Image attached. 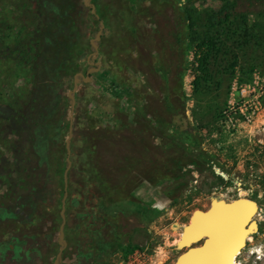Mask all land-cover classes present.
Listing matches in <instances>:
<instances>
[{"label":"rangeland","instance_id":"1","mask_svg":"<svg viewBox=\"0 0 264 264\" xmlns=\"http://www.w3.org/2000/svg\"><path fill=\"white\" fill-rule=\"evenodd\" d=\"M41 2L45 23L50 26L52 15L47 9L50 1ZM136 2L134 6V2L129 0H67L69 8L66 16L72 17L74 24L77 21L74 14L84 17L83 22L88 24L87 14L95 13L93 15L99 20V25L94 30H87L90 42L86 52L88 67L74 72L72 77L58 78L60 90L69 98L67 110L72 111V116L67 118L75 120L71 124V134L68 128L66 135V157L73 155V162L69 158L70 163L64 169L66 189L59 208L61 218L54 221L48 219V222L44 219L43 225L34 234L30 216L23 208L16 207L14 221L19 225H28L21 226V237L27 233L28 240L38 243L39 249L32 256H26L24 249L14 256L6 254L0 264H53L58 252L57 264H95L92 255L96 248L99 257L96 258L97 262L103 260L105 264H169L186 246L178 245V239L192 210L206 208L210 197L232 200L242 195L257 202L254 218L260 230L249 237L248 244L240 253L237 252L235 264H264V117L254 123H247L235 116L229 120L218 114L234 98L235 88L240 85L264 89V0ZM19 4L20 0H0V194L7 189L4 176L12 161V138L8 136L9 125L5 119L13 113V108L8 105L21 100L31 90L27 69L19 66L8 54V50L15 47L20 29L33 30L30 23L25 21L26 7L22 5L21 8ZM227 6L230 8L228 18L212 25L208 23L209 14ZM220 14L219 19L223 15ZM186 17L191 22L190 37L183 35L177 46L175 37L180 27L186 26ZM65 32L69 34L66 29H55L56 39ZM97 32L98 38L91 43ZM200 41L212 42L207 57L210 75L207 81L200 82L194 89L191 84L194 78L193 49ZM185 46L190 49L180 56L178 52ZM162 47L166 49L164 68L160 64ZM153 65L157 69L156 73L145 74V69ZM184 66L186 70L180 77ZM100 70L108 72V78L119 83L120 95L114 98L118 108L128 115L129 120L132 118L137 126L145 123L151 126L148 134L159 145V150L173 149L175 142L183 144L185 140L181 134L168 128L166 123H158L153 127L154 120L149 119L148 114L142 116L139 113V117L136 116L131 110V101L135 100L140 105L145 97L160 98V85L166 76L168 89H171L172 106L178 103L183 109L181 129L190 130L189 137L195 144L185 142V146L189 145L186 154L188 164H185L183 174L176 179H168L161 185L144 180L126 184L128 174L124 175L119 169L107 166H116L114 161L111 162L112 149L108 143L105 141L103 145L99 138L94 139L101 147L94 148V164H104L111 179L114 177L127 185L123 191L128 193V199L131 197L136 199L135 203H139L135 211H142L141 206L161 211L150 220V213H144L143 218L135 214L130 209L133 208L131 203H134L127 199L122 200L125 204L119 211L121 215L126 214V218L118 216L115 221L98 204L99 197L105 192L99 189L92 176L94 174L88 169L85 150L80 144L88 120H82L79 115L83 101L78 97L85 88L82 79L95 83L93 86L107 93L112 92L111 88L105 87L106 80L103 82L99 74H92ZM94 77L103 86L98 85ZM75 83L76 89L72 91L70 99L69 91ZM126 85L132 86L131 93L124 90ZM181 91L185 93L184 96L180 94ZM192 96L194 99H191ZM148 107L159 114L157 109H162L163 105L152 99ZM174 107L165 113L166 119L171 120L170 114L174 113ZM170 189L180 193L171 205L163 206L164 201H171V195L163 193ZM118 230L121 234L117 236ZM30 234H33L32 239ZM73 237L78 239L74 240ZM84 240L93 244H82ZM72 241L77 243L72 244ZM115 241L118 243L112 250L110 243ZM29 245L24 244L23 247Z\"/></svg>","mask_w":264,"mask_h":264},{"label":"trees","instance_id":"2","mask_svg":"<svg viewBox=\"0 0 264 264\" xmlns=\"http://www.w3.org/2000/svg\"><path fill=\"white\" fill-rule=\"evenodd\" d=\"M49 1L50 4L47 5V9L48 13L52 15L50 26L45 23V11L42 8L41 0H20V7L22 8V5L26 7L25 21L30 23L33 30L20 29V36L16 39L15 47L8 50V54L12 55L19 66L27 69L31 90L21 100L14 101L13 104L11 102L8 105L12 106L13 113L5 119L9 125L8 136L12 138L10 140L12 142L10 145L12 161L4 176L7 189L0 194V231L3 235L0 238V260L6 254L14 256L23 249L26 256H32L39 249L38 243L34 240H28L27 233L25 237H21L23 234L21 226L27 227L28 225H19L14 221L16 207L23 208L28 213L30 225L35 228L32 231L34 234L43 225L44 219L48 222L61 218L59 208L66 189L64 169L68 164L66 135L69 125L75 120L70 121L67 118L70 117V112L67 110L69 98L60 90L58 78L72 77L74 72L88 67L86 52L90 47V42H88L87 30L88 28L94 30L99 25V20L93 15L95 13L87 14L86 18L89 17L88 24L83 22L85 21L84 17L74 14L77 20L74 24L72 17L66 16L69 8L67 0ZM129 2H134V6L137 3L136 0H129ZM228 9H230L228 6L218 9L217 12L223 14L221 19L218 18L217 12L212 15L209 14L210 16H207L208 23L212 25L216 21L219 22L228 18L230 16ZM186 21V26L180 27L176 34L177 46L180 45L183 35L187 38L190 37L191 22H189V17H186ZM55 29L58 31L66 29L69 34L67 35L65 32L56 39ZM91 33L93 32L91 31ZM211 43V41H200L196 43L193 49L192 73L194 78L191 84L194 89L200 82L207 81L209 78L207 57ZM188 49L190 48L185 46L178 53L183 56ZM165 53L166 49L162 47L160 62L162 68H164ZM155 65L146 68L145 74L153 75L156 73ZM185 70L186 66L179 73L180 77L183 76ZM92 74H99L103 82L106 80L107 85L105 87L111 88L112 92L107 93L100 87L93 86L95 83L91 84L82 79L81 82L85 88L78 97L79 100L83 101L80 104L82 109L80 108L79 115L82 120L87 118L88 121L84 136L80 138V144L85 150L88 160L87 167L94 174L91 175L95 177L99 189L105 192L99 197L98 204L108 214H111L113 221H115L117 219L115 217L118 216L123 219L126 218V214L121 215L119 212L122 205L125 204L123 199L134 203H131L133 208H130L134 211L139 203H135L136 199L131 197V200L128 199V193L123 191L127 185L115 180L114 177L111 179L104 164H94L92 160L94 148L96 146L98 149L101 148L98 141L95 143L94 139L99 138L98 140L103 145L105 141L108 143L109 148L112 149L111 162L114 161L116 166L111 164H107V166L119 169L124 175L128 174V179L125 178L126 184L144 180L161 185L168 179H176L183 174L185 164H188L186 154L189 145L195 144L189 137L190 130L181 129L183 127V109L178 103L175 107L172 106L170 102L171 89H168L166 76L163 77L164 83L160 85L162 87L160 98L144 96L145 98L140 105L138 104L139 106L135 100L131 101L133 102L131 110L136 116L139 117V113L142 116L148 114L150 116L148 118L154 120L153 127L157 126L158 123H166L168 128H172L176 133L181 134V138L185 142L188 141L189 144L185 146V142L183 144L175 142L173 149L159 150V145L155 144L149 137L148 133L151 126L148 123L137 126L135 121L132 118L129 120L128 115L116 105L114 98L120 95L119 83L108 78V72L105 70L95 71ZM93 80L98 85L103 86V83L98 82V78L94 77ZM124 90L131 93L132 86L126 85ZM180 94L185 95L183 91ZM152 99L158 100L163 105L162 109H157L159 114H155L148 107V103ZM87 103L90 105H86ZM171 107H174V113L170 114L171 120H169L166 119L165 113L171 111ZM160 131L162 132V129ZM155 137H160V135H155ZM69 158L73 162V155H70ZM135 178L139 179L136 180ZM163 193L171 195V201L168 199L163 203V206H168L173 203L180 191L173 192V189H170ZM141 208L143 210L135 211V214L143 218L144 213H150L148 220L161 212L159 209L150 206H141ZM120 234L121 232L118 230L117 236ZM30 238H33V234H30ZM117 243L118 241L110 243L113 246L112 250L116 248ZM24 244L30 245L25 248L23 247ZM82 244L91 246L93 243L84 240ZM96 251H98L97 248L92 255L94 263L96 261L95 264H105L103 260L97 262L96 258L99 259V257H97L98 252Z\"/></svg>","mask_w":264,"mask_h":264},{"label":"water","instance_id":"3","mask_svg":"<svg viewBox=\"0 0 264 264\" xmlns=\"http://www.w3.org/2000/svg\"><path fill=\"white\" fill-rule=\"evenodd\" d=\"M98 35L99 32L96 37L92 38L91 43H94ZM94 48L97 51L95 45ZM75 89L76 83L69 91L70 99ZM70 116H72V111ZM69 134H71V124ZM68 143L67 140V152L69 153ZM67 161L69 164L68 156ZM214 199L215 197H210L208 206L201 209L203 214H208H196L199 208L191 211L188 222L182 226L178 239V245L186 246H183V251L178 253L173 262L169 264H230L232 255L239 252L245 245L246 237L258 230V223L254 218L258 209L255 200L238 197L222 204L221 199L215 202ZM197 242L199 244H195ZM190 251L192 252L189 253ZM58 255L59 252L53 264H57Z\"/></svg>","mask_w":264,"mask_h":264},{"label":"built area","instance_id":"4","mask_svg":"<svg viewBox=\"0 0 264 264\" xmlns=\"http://www.w3.org/2000/svg\"><path fill=\"white\" fill-rule=\"evenodd\" d=\"M236 95L224 105L218 114L229 120L234 116L247 123H254L264 117V89L240 85Z\"/></svg>","mask_w":264,"mask_h":264},{"label":"bare ground","instance_id":"5","mask_svg":"<svg viewBox=\"0 0 264 264\" xmlns=\"http://www.w3.org/2000/svg\"><path fill=\"white\" fill-rule=\"evenodd\" d=\"M238 197H240V198H248V197H246L245 195L238 196ZM238 197H237V198H238ZM217 199H221V202H220V203H222V204H224L225 201H230V200H226L225 198H221V197L218 198V197H215L214 202H215ZM248 199H250V198H248ZM240 201H242V202H247L246 200H240ZM196 214H198V215H206V214H208V213L203 214V212H202L201 210H198V212H197ZM179 236H180V234H179ZM192 241H194V239H192ZM190 242H191V241H190ZM192 251H193V250H192ZM192 251H190L189 253H191ZM236 253H237V252H235V253L232 255V257L230 258V264H235V261H236Z\"/></svg>","mask_w":264,"mask_h":264},{"label":"flooded vegetation","instance_id":"6","mask_svg":"<svg viewBox=\"0 0 264 264\" xmlns=\"http://www.w3.org/2000/svg\"><path fill=\"white\" fill-rule=\"evenodd\" d=\"M208 206V205H207ZM258 223V222H257ZM260 230V226H259V223H258V230L255 232V233H257L258 231ZM255 233H253L252 235H254ZM252 235H250V236H252ZM250 236H248V237H246V240H245V245L241 248V250L239 251V253L245 248V246L248 244V240H249V237ZM74 238V240L75 239H78V237H73ZM195 244H199L198 242L197 243H195ZM239 253H237V255L239 254Z\"/></svg>","mask_w":264,"mask_h":264},{"label":"crops","instance_id":"7","mask_svg":"<svg viewBox=\"0 0 264 264\" xmlns=\"http://www.w3.org/2000/svg\"><path fill=\"white\" fill-rule=\"evenodd\" d=\"M191 99H194V97L192 96V98Z\"/></svg>","mask_w":264,"mask_h":264}]
</instances>
